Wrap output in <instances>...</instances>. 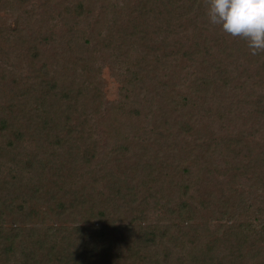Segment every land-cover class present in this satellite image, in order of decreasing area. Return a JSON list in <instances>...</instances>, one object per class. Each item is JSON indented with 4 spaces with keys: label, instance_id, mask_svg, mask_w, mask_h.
I'll use <instances>...</instances> for the list:
<instances>
[{
    "label": "trees",
    "instance_id": "1",
    "mask_svg": "<svg viewBox=\"0 0 264 264\" xmlns=\"http://www.w3.org/2000/svg\"><path fill=\"white\" fill-rule=\"evenodd\" d=\"M56 1L0 0V264H264V51L208 0Z\"/></svg>",
    "mask_w": 264,
    "mask_h": 264
},
{
    "label": "rangeland",
    "instance_id": "2",
    "mask_svg": "<svg viewBox=\"0 0 264 264\" xmlns=\"http://www.w3.org/2000/svg\"><path fill=\"white\" fill-rule=\"evenodd\" d=\"M56 2H61L60 1H56ZM55 10H58V9H55ZM20 12L18 13H15L13 14L12 11H4V12H1L0 13V17L5 19L8 24H10V26H14L15 25V20L18 18ZM42 18L40 16H34L33 19H29V20H24L22 23H21V28H24V27H31L32 28V25L33 24H38ZM44 23L48 26H52L53 23L52 22H49L48 19H45ZM56 47V46H55ZM53 47L54 50L53 52L51 51V49L47 48V51H45V57L44 59L47 57H51L49 61H51L53 64H52V68L51 69H55V73H59L60 76L64 77L66 75H69L68 72L64 71V67L65 65L62 63L61 60H59V55H58V47ZM54 73V74H55ZM101 77L104 81V89H103V92H104V97H105V101L107 102L106 104H104L102 106V112H103V118L107 116L106 119H103V122L105 121H108V120H111L112 119V114L109 112L107 115H106V108L109 106L108 104L109 103H115L117 100H118V97H119V88H120V84L119 82L111 76V73L109 71V68L107 66L103 67L102 68V73H101ZM108 123V122H106ZM158 218H156V214L155 213H150L149 215V218L146 220L145 223L147 224H151L153 226H156V225H159V226H162V228L164 226H167L169 227L170 229L171 226H173L175 229L172 230L171 232L173 233L174 237H177L179 235V229H180V232L183 235V238H184V241L187 240V242H190V241H196L197 239L193 238L195 236H192V234L190 232H188L187 230H185L182 226V223L180 221V219L176 216L172 217V219L170 221H167V216H164L162 219H159L157 220ZM247 219H244V220H239V219H235V220H230L229 217L225 216V217H220L218 219L217 222H215V224H221L222 226H239L241 227L240 228V233L238 234L241 238L237 239V236H236V239H237V242L238 243H241L243 240V238H246L248 236V231L246 232V224L248 225V223L246 222ZM174 225H177V228H175ZM236 234H233L232 236H235ZM191 238V239H190ZM198 238V236H197ZM210 239H213V238H210ZM236 241V240H235ZM206 242V240L204 239H199L198 240V243H199V247L202 249L203 248V245L204 243ZM185 244V243H184ZM183 244V245H184ZM186 245V244H185ZM208 245V248L211 249L213 246L217 245V243H208L206 242V246ZM198 249V248H197ZM179 252H181L180 250H178ZM196 252L195 249L192 250V252ZM126 256V255H124Z\"/></svg>",
    "mask_w": 264,
    "mask_h": 264
},
{
    "label": "clouds",
    "instance_id": "3",
    "mask_svg": "<svg viewBox=\"0 0 264 264\" xmlns=\"http://www.w3.org/2000/svg\"><path fill=\"white\" fill-rule=\"evenodd\" d=\"M213 25L247 42L252 55L264 51V0H208Z\"/></svg>",
    "mask_w": 264,
    "mask_h": 264
}]
</instances>
